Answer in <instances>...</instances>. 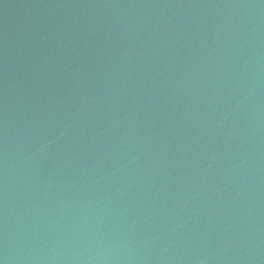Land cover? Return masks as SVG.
Segmentation results:
<instances>
[{"label":"water","instance_id":"1","mask_svg":"<svg viewBox=\"0 0 264 264\" xmlns=\"http://www.w3.org/2000/svg\"><path fill=\"white\" fill-rule=\"evenodd\" d=\"M0 264H264V0H0Z\"/></svg>","mask_w":264,"mask_h":264}]
</instances>
